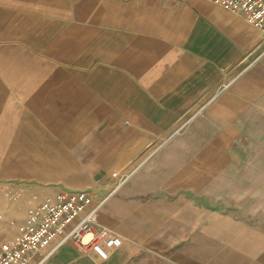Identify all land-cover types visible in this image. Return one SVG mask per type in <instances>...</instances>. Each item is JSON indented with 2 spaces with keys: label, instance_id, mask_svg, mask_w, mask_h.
<instances>
[{
  "label": "crops",
  "instance_id": "obj_1",
  "mask_svg": "<svg viewBox=\"0 0 264 264\" xmlns=\"http://www.w3.org/2000/svg\"><path fill=\"white\" fill-rule=\"evenodd\" d=\"M1 23L11 45L0 76L16 64L25 81L34 75L35 106L45 86L66 108L62 139L83 176L57 186L94 192L103 200L94 230L123 238L104 262L68 241L29 264H164L147 252H185L186 235L202 233L204 196L263 168L237 158L255 145L264 156V35L239 15L205 0H0ZM22 118L7 114L0 133L15 124L22 143ZM36 147L32 167L58 164L55 142Z\"/></svg>",
  "mask_w": 264,
  "mask_h": 264
},
{
  "label": "rangeland",
  "instance_id": "obj_2",
  "mask_svg": "<svg viewBox=\"0 0 264 264\" xmlns=\"http://www.w3.org/2000/svg\"><path fill=\"white\" fill-rule=\"evenodd\" d=\"M2 27L1 23L0 35ZM10 45L0 42V52L8 51ZM26 67L27 71L32 70L35 62L28 64L27 61ZM19 70L15 64L11 66L9 76H0V92L5 94L0 100V122L7 114L14 120L21 116L25 119L22 143L15 138L18 134L14 132L15 124L7 137L0 133V243L19 233L25 225L27 211L41 203L46 194L69 188L58 187V180L83 176L79 166L72 163L66 139H62L69 128V123L63 121L67 117L66 108L57 100L52 101L51 91L45 86L39 92V106H35L38 92L34 86H27L34 75L27 74L25 81L24 75L17 74ZM35 124L40 126L42 134L35 132ZM73 129L71 126L72 136ZM71 139L81 141L80 138ZM52 142L62 152L56 159L58 164H52L49 157H45L39 166L32 167L27 163L38 159L33 146L46 153ZM235 146L242 147V141ZM251 148V154H239L237 158L254 164L260 159L263 168L252 172L248 177L250 181L244 186L235 185L228 193L214 199L203 197L202 219L197 220L201 223L202 233L194 234L193 229V233L186 235L185 252H147L149 260H163L164 264H258V260H264V156L254 153L258 150L256 145ZM6 154L10 162L5 164L2 160ZM198 226L197 223V230ZM189 227L194 224L188 225L191 231Z\"/></svg>",
  "mask_w": 264,
  "mask_h": 264
},
{
  "label": "built area",
  "instance_id": "obj_3",
  "mask_svg": "<svg viewBox=\"0 0 264 264\" xmlns=\"http://www.w3.org/2000/svg\"><path fill=\"white\" fill-rule=\"evenodd\" d=\"M205 1L239 15L264 35V0ZM102 202L88 189L56 190L27 211L15 237L0 243V264H29L35 253L43 260L68 241L97 263L108 260L123 238L107 228L94 230Z\"/></svg>",
  "mask_w": 264,
  "mask_h": 264
},
{
  "label": "bare ground",
  "instance_id": "obj_4",
  "mask_svg": "<svg viewBox=\"0 0 264 264\" xmlns=\"http://www.w3.org/2000/svg\"><path fill=\"white\" fill-rule=\"evenodd\" d=\"M89 236H87L86 238H88Z\"/></svg>",
  "mask_w": 264,
  "mask_h": 264
}]
</instances>
